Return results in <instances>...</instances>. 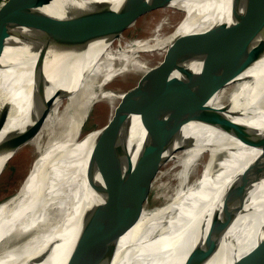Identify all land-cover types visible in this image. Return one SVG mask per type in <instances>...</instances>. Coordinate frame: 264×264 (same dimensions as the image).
Instances as JSON below:
<instances>
[{
  "label": "bare ground",
  "instance_id": "bare-ground-1",
  "mask_svg": "<svg viewBox=\"0 0 264 264\" xmlns=\"http://www.w3.org/2000/svg\"><path fill=\"white\" fill-rule=\"evenodd\" d=\"M104 1L117 9L124 0ZM227 2L171 0L162 10H168L175 22L159 21L151 39L137 43L120 35L111 42H95L76 51L65 63L70 64L62 76L66 80L57 81L60 89L29 114L26 103L43 42L29 45L20 40L3 48L0 104H11V111L0 123V174L21 149L28 147L34 159L17 191L0 203V264H25L47 246L49 253L34 264L66 263L81 219L97 201L96 185L90 183L99 179L94 156L105 154L104 149L93 151L94 141L103 132L101 127L81 134L91 107L126 97L127 92L115 91L111 85L126 73L153 69L136 64L137 60L145 63L139 54L160 55L164 60L171 45L180 48L191 36L199 40L201 32L213 29L225 17ZM241 39L240 54L255 61L235 72L205 103L210 108L204 118L227 107L222 112L225 119L217 124L195 121L171 131L174 138L149 174L140 206L121 226L113 264L129 260L131 264H151L152 256L135 253L152 252L157 246L163 255L154 256V261L169 264L170 256L178 263L173 250L176 243L203 238L211 215L226 200V192H234L235 185L264 155V31L248 29ZM59 77L61 71L56 69L51 79ZM229 122L261 133L249 142L230 131L225 126ZM144 132L140 116L133 114L130 145L135 150ZM155 179L165 183L155 187L154 198L162 201L151 206L148 199ZM248 190L242 209L233 207V219L224 223L227 229L222 250L229 251V260L250 252L264 236V179L252 183ZM17 199V205L10 208Z\"/></svg>",
  "mask_w": 264,
  "mask_h": 264
},
{
  "label": "water",
  "instance_id": "water-1",
  "mask_svg": "<svg viewBox=\"0 0 264 264\" xmlns=\"http://www.w3.org/2000/svg\"><path fill=\"white\" fill-rule=\"evenodd\" d=\"M170 1L124 0L117 9L104 0L3 2L0 5V52L15 41L26 40L29 45L43 42L32 73L27 113H33L60 89L57 81L66 80L62 76L70 65L65 64L70 55L92 43L117 39L143 14L165 7ZM255 1L259 0H228L225 17L216 22L213 29L201 32L199 40L191 36L180 48L171 45L162 64L144 74L136 86L127 91L117 115L100 128L103 132L94 141L93 151L104 149L105 154H95L93 162L97 161L99 179L90 181L92 187L96 185L97 201L83 215L65 264H113L121 226L140 206L149 174L174 138L171 131L195 121L217 124L225 119L222 112L227 107L214 117L204 118L210 108L205 103L235 72L255 61L240 54L244 31H264V1L257 4ZM56 69L61 71V77L54 81L51 76ZM10 111L11 104H0V123L9 117ZM133 114L140 116L145 130L137 150L130 145ZM115 122L116 127L112 128ZM225 126L249 142L261 133L242 124L229 122ZM263 179L264 155L244 180L235 185L234 192H226L228 195L221 208L211 215L205 236L178 241L173 250L179 261L176 263L169 256V264H220V260L221 264H264V236L239 258L229 260V251L222 250V236L227 229L224 223L233 219H230L232 208L238 206L240 211L249 194L248 188ZM19 199L9 207L16 206ZM48 247L25 264L44 259L49 253ZM135 255H150L151 264H161L153 258L163 253L157 246L152 252L141 251ZM125 263L131 264V260Z\"/></svg>",
  "mask_w": 264,
  "mask_h": 264
},
{
  "label": "rangeland",
  "instance_id": "rangeland-1",
  "mask_svg": "<svg viewBox=\"0 0 264 264\" xmlns=\"http://www.w3.org/2000/svg\"><path fill=\"white\" fill-rule=\"evenodd\" d=\"M163 8L164 7H162L161 9L154 10L140 17L131 28L123 32V38L125 40H129L130 42L137 41L138 43L152 38V36H150L151 31L154 29L155 25L159 21L163 20L164 22L166 21L169 25H172L175 22V19L171 20L170 12L168 10H165L164 12V10H162ZM161 11L163 12L160 13ZM162 31L161 33H163ZM166 31H168V29H166L164 32ZM148 55L149 54L145 52L139 54V56L141 57V59L144 60L145 63L137 60L136 64H143L144 67H148L149 70L159 65L163 60L160 55ZM145 72L146 71L143 70L142 72L126 73L121 77L117 78L112 83L111 88L121 93L127 92L136 86L137 82L141 79V77L147 73ZM121 105L122 98L118 100H110L107 102L100 101L93 105V107H91V110L89 111L88 117L83 123L81 134L83 133L82 135H84L86 133H89L90 131L96 128H100L107 122L112 120L117 115L118 111L121 108ZM33 159L34 156L27 147L26 149H21L15 155V157L7 163L3 172L0 174V203L7 200L17 191L18 187L25 179ZM164 183L165 180H156L154 182V191L150 192V197L148 199V202L151 206H155L156 204H159L162 201L157 200V198H154L156 194L155 187L158 184Z\"/></svg>",
  "mask_w": 264,
  "mask_h": 264
},
{
  "label": "crops",
  "instance_id": "crops-1",
  "mask_svg": "<svg viewBox=\"0 0 264 264\" xmlns=\"http://www.w3.org/2000/svg\"><path fill=\"white\" fill-rule=\"evenodd\" d=\"M6 0H0V5L3 3V2H5Z\"/></svg>",
  "mask_w": 264,
  "mask_h": 264
}]
</instances>
